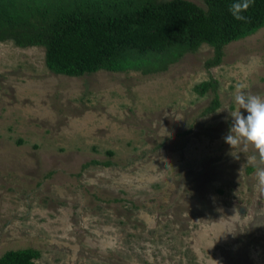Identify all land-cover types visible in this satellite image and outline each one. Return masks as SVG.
<instances>
[{"label":"rangeland","instance_id":"obj_1","mask_svg":"<svg viewBox=\"0 0 264 264\" xmlns=\"http://www.w3.org/2000/svg\"><path fill=\"white\" fill-rule=\"evenodd\" d=\"M43 55L42 46L0 40V255L33 248L39 264H264L252 151L224 143L232 118L221 111L238 87L264 97V26L227 43L208 69L206 44L150 73L67 76ZM209 77L218 106L202 114L212 91L192 87Z\"/></svg>","mask_w":264,"mask_h":264},{"label":"trees","instance_id":"obj_2","mask_svg":"<svg viewBox=\"0 0 264 264\" xmlns=\"http://www.w3.org/2000/svg\"><path fill=\"white\" fill-rule=\"evenodd\" d=\"M233 0H0V40L38 45L54 73L79 76L108 71L164 70L201 44L212 48L208 69L220 63L223 47L264 26V0H254L246 23L227 11ZM212 91L202 114L218 106L217 84L209 77L192 87ZM33 248L12 249L0 264H39Z\"/></svg>","mask_w":264,"mask_h":264},{"label":"clouds","instance_id":"obj_3","mask_svg":"<svg viewBox=\"0 0 264 264\" xmlns=\"http://www.w3.org/2000/svg\"><path fill=\"white\" fill-rule=\"evenodd\" d=\"M254 4V0H233L227 7L232 18L246 23L249 19L245 13ZM228 109H231L230 112ZM232 118L231 125L223 141L232 151L240 149L244 152L251 149L248 163L254 167V188L264 195V97L250 91L245 92L238 87L232 101L225 106ZM247 113L243 115L242 111ZM235 158H239L237 155ZM211 264H220L208 256Z\"/></svg>","mask_w":264,"mask_h":264}]
</instances>
